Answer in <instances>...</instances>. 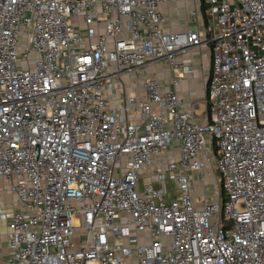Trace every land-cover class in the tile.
I'll return each instance as SVG.
<instances>
[{"label": "built area", "instance_id": "built-area-1", "mask_svg": "<svg viewBox=\"0 0 264 264\" xmlns=\"http://www.w3.org/2000/svg\"><path fill=\"white\" fill-rule=\"evenodd\" d=\"M177 1L0 0V178L17 198L0 264H264V0H192L201 26L165 33L158 8ZM203 46L200 118L175 58ZM131 73L143 101L122 94Z\"/></svg>", "mask_w": 264, "mask_h": 264}, {"label": "crops", "instance_id": "crops-1", "mask_svg": "<svg viewBox=\"0 0 264 264\" xmlns=\"http://www.w3.org/2000/svg\"><path fill=\"white\" fill-rule=\"evenodd\" d=\"M158 10L164 15V22L161 24L162 30L165 33H175L176 31H184L188 27L198 25L202 23V9L192 0H179L174 4L161 5ZM195 11L196 15H192L191 12ZM176 62L191 67V73L184 74L180 83L176 86L175 93H177L179 100L183 103L184 107H187L189 103L196 102L195 113L198 117L203 118L207 113L205 98H206V86L209 80V74L212 66V58L210 49L206 46L192 50L190 53H185L177 56ZM156 77L161 83L162 90L166 91L170 87L172 79L178 77L179 71L171 72L168 64L163 62L155 67ZM120 83L124 86L123 95L134 97L138 101L145 99L141 82L134 74H126L121 77ZM137 84L132 88V85ZM117 85V83H115ZM117 87V86H116ZM112 104L117 105V100L120 96L118 90H114L111 94ZM201 103L204 106V111L199 113ZM162 156H174L178 158V148L174 145ZM146 173L142 176L146 179ZM9 183L3 178H0V204H4L8 208L16 203L17 198L10 193ZM197 186L194 191V195H198ZM15 210H19L18 207H14ZM7 229L4 222H0V261L4 260L9 255V249L7 248ZM144 240H147V236H144Z\"/></svg>", "mask_w": 264, "mask_h": 264}, {"label": "rangeland", "instance_id": "rangeland-1", "mask_svg": "<svg viewBox=\"0 0 264 264\" xmlns=\"http://www.w3.org/2000/svg\"><path fill=\"white\" fill-rule=\"evenodd\" d=\"M137 86V84H134L133 83V85H132V88L133 87H136ZM204 106H203V104L201 103V105H200V110H199V113L200 112H203L204 111ZM207 172V171H206ZM215 177H216V179L214 178V176L213 177H206V180H205V184H209L210 186H212V184H214L215 182H216V180L219 182L220 180H221V178H220V176H219V174L218 173H216V175H215ZM195 182V185L197 186V193H199L200 191H201V189H200V185L197 183V180H195L194 181ZM173 195V194H172ZM172 195H170V197H172ZM222 197H223V199H226V197L224 196V195H222Z\"/></svg>", "mask_w": 264, "mask_h": 264}]
</instances>
